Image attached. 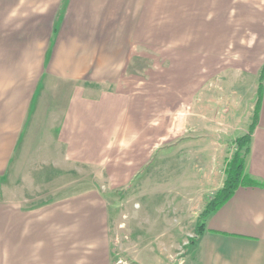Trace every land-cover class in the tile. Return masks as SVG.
<instances>
[{"label": "crops", "instance_id": "1", "mask_svg": "<svg viewBox=\"0 0 264 264\" xmlns=\"http://www.w3.org/2000/svg\"><path fill=\"white\" fill-rule=\"evenodd\" d=\"M151 61L154 68L226 69L222 76L244 70L253 86L250 127L264 68V0H0L5 192L13 191L14 172L46 159L57 170L95 166L125 178V162H119L122 170L111 167L114 148L120 141L124 150L151 107L145 88L141 94L130 87L143 79L125 73ZM144 84L153 88L152 81ZM201 126L181 124L182 131ZM228 132L220 134L222 146ZM193 140L194 157L179 159H205L203 133L183 136L174 146L190 150ZM149 147L146 140L142 152ZM157 151L132 178L145 172ZM246 159L245 173L263 185L239 187L208 218L186 263L264 264V81ZM45 211L0 205V264H109L106 211L91 192L63 213L59 206Z\"/></svg>", "mask_w": 264, "mask_h": 264}, {"label": "rangeland", "instance_id": "2", "mask_svg": "<svg viewBox=\"0 0 264 264\" xmlns=\"http://www.w3.org/2000/svg\"><path fill=\"white\" fill-rule=\"evenodd\" d=\"M223 70L226 69L214 72L154 68L152 61L141 68L127 69L126 77L136 75L143 79L141 85L130 87L141 94L145 88L143 95L150 97L145 101L151 106L140 132H134L125 141L124 150L120 141L114 148L116 155L111 159V167L122 170V160L123 175L127 176L122 179L118 172L110 176L95 166L73 165L57 170L46 159L33 169H23L22 174L14 172L11 194L5 192V181L1 180L0 205L12 202L30 213L59 206L63 213L79 195L91 192L106 211L103 214L109 264H188L186 257L194 247H186L196 237L199 216L223 187L227 161L237 149L235 141L249 128L246 115L252 102V81L244 70L234 69L233 76L227 72L222 76ZM144 81H152L153 88ZM182 123L202 126L198 131H191V127L182 131ZM227 129L231 132L225 135L222 146L220 134ZM201 133L206 135L205 159H179L181 155L193 158L191 153L195 155L197 147L196 140L190 144V150L174 146L178 140L183 136L195 139ZM146 140L150 147L142 152ZM183 148L186 152L181 153ZM154 149L158 151L145 172L132 178L145 166Z\"/></svg>", "mask_w": 264, "mask_h": 264}, {"label": "trees", "instance_id": "3", "mask_svg": "<svg viewBox=\"0 0 264 264\" xmlns=\"http://www.w3.org/2000/svg\"><path fill=\"white\" fill-rule=\"evenodd\" d=\"M264 81V68L258 86V100L255 106L254 118L248 133L239 137L236 141V151L226 164L225 181L223 187L209 201L203 213L199 216L196 224V237L189 240L186 248L195 247L204 232L207 230L208 218L226 204L235 194L236 190L241 186H261V182L251 179L245 173L246 158L250 155L252 135L258 124V115L260 108V100L262 95V87Z\"/></svg>", "mask_w": 264, "mask_h": 264}]
</instances>
